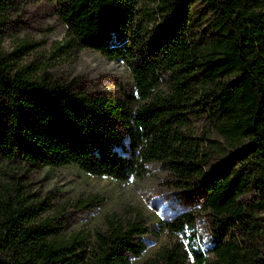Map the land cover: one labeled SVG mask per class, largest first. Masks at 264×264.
Wrapping results in <instances>:
<instances>
[{
    "label": "trees",
    "instance_id": "obj_1",
    "mask_svg": "<svg viewBox=\"0 0 264 264\" xmlns=\"http://www.w3.org/2000/svg\"><path fill=\"white\" fill-rule=\"evenodd\" d=\"M47 1L66 45L125 63L132 86L116 98L83 93L0 48V175L73 164L128 181L160 162L175 189L202 200L210 226L200 228L202 211L160 222L177 243L144 264H264V0H202L204 28L197 0H153L161 27H150L147 0ZM197 120L217 138L198 136ZM22 189L0 181V264H131L145 248L140 221L65 234Z\"/></svg>",
    "mask_w": 264,
    "mask_h": 264
},
{
    "label": "rangeland",
    "instance_id": "obj_2",
    "mask_svg": "<svg viewBox=\"0 0 264 264\" xmlns=\"http://www.w3.org/2000/svg\"><path fill=\"white\" fill-rule=\"evenodd\" d=\"M10 2V9L0 15V48L15 66L29 65L37 74H48L87 94L116 98L132 86V72L125 63L76 43L66 45L72 36L52 2ZM146 2L144 6L153 21L150 27H161L163 16L158 6L153 0ZM193 13L195 26L204 28L208 9L202 0L194 4ZM193 124L198 136L208 134L217 138L213 130L207 133L205 121ZM0 181H19L24 193L45 204L47 210L41 219L55 218L65 234H87L90 239L97 230H107L114 222H142L150 231L138 237L145 248L131 258V264H144L164 246H175L176 237L160 226L164 220L182 212L202 211L204 221L200 228L206 231L210 226L209 216L200 205L202 200L194 193L175 189L170 172L157 161L148 164L145 176L128 181L92 175L73 164L56 168L17 167L0 175Z\"/></svg>",
    "mask_w": 264,
    "mask_h": 264
}]
</instances>
